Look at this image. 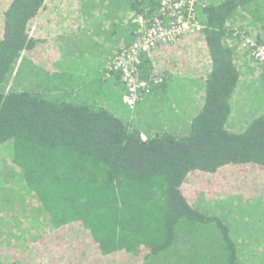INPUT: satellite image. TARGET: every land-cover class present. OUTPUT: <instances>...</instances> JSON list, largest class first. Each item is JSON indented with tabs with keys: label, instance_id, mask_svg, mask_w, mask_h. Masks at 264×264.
Returning <instances> with one entry per match:
<instances>
[{
	"label": "trees",
	"instance_id": "obj_1",
	"mask_svg": "<svg viewBox=\"0 0 264 264\" xmlns=\"http://www.w3.org/2000/svg\"><path fill=\"white\" fill-rule=\"evenodd\" d=\"M82 1L87 19L95 12L115 15L107 37L125 39L102 48L108 58L89 77L76 71L75 62L57 66L27 56L40 41L30 35L29 23L45 0H8L0 35V149L8 148L4 164L11 176L1 171L0 182L36 205L38 216L24 214L34 230L45 228L22 236L0 219V264H247L239 259L229 223L209 201L264 196V105L249 112L255 114L241 128L231 124L247 91L237 60L247 58L246 82L264 84V63L254 58L252 46L241 49L233 25L248 20L246 36L264 44V0L201 6L208 66L199 78L186 80L185 66L180 75L174 72L186 61L187 50L175 46L180 40L141 53L139 77L149 86L139 89V118L121 109L127 83L107 69L140 26L119 28L114 20L133 10L132 18L151 21L160 15V0ZM90 27L103 29L92 22L80 29L88 42L75 43L93 55L103 44L91 38ZM250 57L256 65L247 67ZM89 59L82 58L85 65ZM186 81L195 86H183ZM178 82L196 107L177 106V91L170 98ZM10 213L9 222L17 216ZM13 239L25 246L7 251Z\"/></svg>",
	"mask_w": 264,
	"mask_h": 264
},
{
	"label": "rangeland",
	"instance_id": "obj_2",
	"mask_svg": "<svg viewBox=\"0 0 264 264\" xmlns=\"http://www.w3.org/2000/svg\"><path fill=\"white\" fill-rule=\"evenodd\" d=\"M8 0H0V2L7 3ZM46 1V0H45ZM48 4V5H47ZM87 7L88 3L82 0H52L48 3H44V6L39 10L38 17L31 20L29 23V33L34 38L40 40L39 44L34 48V50H31L29 52H26L27 56H30L31 58H35L37 62L41 63V60L43 62L54 60V63L60 65V63H66L69 62H75L76 63V71L83 75L85 74L88 76V70L91 68L95 69L98 62H105L106 56L108 54L103 55L101 53V50L98 46L97 51L93 53L90 51H85L82 46L75 43L74 40H68V47L74 48L72 50L73 54L67 53L68 51L65 50L59 51L57 46H54L55 44V38L57 36L56 29L58 25L60 24L63 27L72 28L74 30H77V38L75 41H80L83 44L87 43L88 41L83 37V35L80 32V29L85 28L83 25L76 26L72 24V22H69L68 19L71 17H75L80 15V21L81 16L87 18L86 15L81 13L82 6ZM200 9V6H199ZM2 10H0L1 15ZM87 19L88 22H91L94 20V22L97 21L99 17V13H94V18L91 15H88ZM124 19L126 16L123 17ZM83 19V20H84ZM82 22V21H81ZM99 24V22H97ZM95 23V24H97ZM249 24L247 25L245 23V20L240 19L237 24H235L234 30L236 33V36H246V30L248 28ZM95 29V28H93ZM97 32L100 33V35H97ZM89 33V31H88ZM95 33V34H93ZM96 36L98 39L108 38V31L106 29L96 28L95 30L90 32V35ZM241 42V40H240ZM106 43V40L105 42ZM111 43L113 41L111 40ZM230 44L232 45L233 42L231 41ZM85 47V46H84ZM243 47L241 46V49ZM237 50H240L238 48ZM151 51V50H150ZM61 52L63 54H61ZM207 49L205 47L204 43H201L199 47L192 53L189 57V61L185 64H179L180 66L183 65L186 67L187 72L190 74H184L186 77V80L192 73H195V75L198 77L202 74L203 69L208 66L205 64V60L207 59ZM250 55V54H249ZM156 56V55H154ZM64 57V58H63ZM91 57L88 61L89 65H85L82 58ZM66 59V61H65ZM247 60L246 57H241L240 61L237 60L241 67V71L245 67L244 62ZM156 61V60H155ZM108 62V60H107ZM106 62V63H107ZM157 63V61H156ZM256 65V61L253 57L248 58V62L246 64L247 67H250V65ZM61 66V65H60ZM174 66V65H171ZM166 67V64H165ZM180 71V70H179ZM175 73H178L177 71ZM92 75V74H91ZM180 75V74H179ZM182 75V76H184ZM178 76V75H174ZM254 76L256 77V74L254 72ZM89 77V76H88ZM246 77V76H245ZM253 78V80L255 79ZM199 78V77H198ZM181 82H178V84L175 85V90H172V93H169L170 98H173L174 92L177 91V95L179 96V99L176 100V105L184 108L187 107H196L195 100H190L187 95V93H184L185 87H180ZM189 86L191 85L194 87V83L186 81L183 86ZM95 86L97 87L98 84L96 83ZM180 87V88H179ZM118 93L120 94L123 91V88H117L115 87ZM198 88V87H197ZM246 92L243 94V99H240L237 103V108H239L237 113H242L237 117V120L233 123V127L240 128L242 127L246 120L248 119V116H253L254 112H251L253 109H259L263 108L264 105V84H262L260 81L259 83H249V85L246 87ZM125 94V93H124ZM123 102H121V109H124L127 116L139 118V114L137 113V106L131 107L128 103H126L125 99L123 98ZM123 110V111H124ZM243 111H246L248 114L243 113ZM150 112L146 111V114ZM158 118H162L160 114H156ZM146 136V135H145ZM9 156L8 154V148L7 147H1L0 149V172L3 171L7 175H4V178L10 177V172H6L8 169L6 168V165L4 164L5 159H7ZM6 184L0 182V219H4V222H8L11 224V226L8 228L10 230L12 227L15 228V232L17 234H22V236H30L31 233L35 234V231L38 232L41 229L43 230V225H39L37 229L34 230L33 226L29 223V220L26 218L27 213L24 214L25 210H30L31 214L33 216H38V208L35 204H30L29 201H24L22 198L21 192L14 191L9 192V189L5 186ZM9 186V184H7ZM208 203V201H207ZM209 203L213 206V208L221 213L220 215L222 218L225 219L227 223H229L232 236L234 239H236L237 244H239V259L242 263L247 264H264V196H255L251 198L245 199L243 193L227 196L222 199H218L217 201H209ZM208 203V204H209ZM31 206H34L36 209L32 208ZM16 213L17 216L14 218H10L11 221L9 222L7 218L11 213ZM41 218V215H40ZM7 230V231H8ZM8 238H12L11 234H9ZM15 246L24 247V242L17 241V239H13L11 241V245L7 248V251L11 250ZM6 248V247H5ZM42 264H47V261H43Z\"/></svg>",
	"mask_w": 264,
	"mask_h": 264
},
{
	"label": "built area",
	"instance_id": "obj_3",
	"mask_svg": "<svg viewBox=\"0 0 264 264\" xmlns=\"http://www.w3.org/2000/svg\"><path fill=\"white\" fill-rule=\"evenodd\" d=\"M202 4L201 0H160V15L150 19L151 21L141 15L132 18L133 23L140 26L136 30L135 40L127 49L115 56L107 69L108 75L118 72L127 83L128 91L124 99L131 107H136L141 99L139 89L149 86L147 80L139 77L141 53L154 49L159 43L182 41L184 34L191 36L202 32L204 26L200 16ZM241 38L242 47L252 46L254 58L264 63V44H256L248 36ZM1 264L19 263L7 259Z\"/></svg>",
	"mask_w": 264,
	"mask_h": 264
},
{
	"label": "crops",
	"instance_id": "obj_4",
	"mask_svg": "<svg viewBox=\"0 0 264 264\" xmlns=\"http://www.w3.org/2000/svg\"><path fill=\"white\" fill-rule=\"evenodd\" d=\"M50 1H52V0H46L45 1V4L46 3H48V2H50ZM212 1H216V0H201V2L203 3L202 5H205V4H209L210 2H212ZM48 5V4H47ZM7 6H8V1H7V3H4L3 2V4H2V2H0V10H2V12H1V15H0V35L3 33V30H4V14H5V11H6V9H7ZM132 12H133V10H131V12H128V11H121V12H119L118 13V15L116 16V18H115V20H114V22L115 23H118L117 24V26L120 28V25H125V26H129V24H131V22L133 23V21H132ZM81 13L82 14H84V15H86V13H85V7H83L82 6V9H81ZM99 13V17L100 18H98L97 19V21L95 22V23H97V22H99V25L104 29H106V30H109V29H107V23L108 22H111L112 20H113V17L115 16V15H113L111 18H106L105 17V15L104 16H102V14L100 13V12H98ZM39 14V13H38ZM104 14V13H103ZM124 16H126V18L124 19L123 17ZM38 17V15L35 17V18H37ZM93 18H94V15H93ZM84 19V17L83 16H81V21H80V15H78V16H75V17H71L70 19H68V21L69 22H72V24H74V25H76V26H78L79 25V29H80V25H83L84 27H88L89 26V24H91L92 22H94V20H92L91 22H87V18L85 17V19ZM201 20H202V18H201ZM240 20V19H239ZM234 21V20H233ZM232 21V22H233ZM235 24H237L238 23V21H235L234 22ZM245 23L246 24H248V20H246L245 19ZM234 24V25H235ZM233 25V26H234ZM57 31H56V33L55 34H57V36L56 37H54L55 38V44H54V46H57L58 47V50L59 51H63V52H65V50H67L68 52L67 53H71V54H73V52H72V50L75 48H70V47H68V40H74V42H75V40H76V38H77V32L76 31H78V29L77 30H74V29H72V28H67V27H63V26H61L60 24L58 25V27H57V29H56ZM93 30H95V29H93V27H90L89 29H88V31H89V35H90V32L91 31H93ZM93 34H95V33H93ZM90 35L91 36V38H94V40L98 43V45H101V44H103V46L101 45L100 47H101V49L102 48H110V46L112 45V44H116L117 42H121V41H123V40H125V39H122L121 41H115V43L113 42V43H111V40L110 39H108L109 41H107V39L106 38H103V39H98L96 36H94V35ZM113 38H116V37H113ZM105 40H106V43H104L105 42ZM95 41H93L92 40V42L93 43H95ZM205 41V39H204V35L202 34V32H200V33H197L196 35H193V36H189V37H185L181 42H179V43H176V45L175 46H177L179 49H183L184 51H186V53H185V55H186V61L184 62V63H179L178 62V64H177V66H174V68H175V71L174 72H178V70H179V68H183V65L182 66H180L179 64H185V63H187V61H189V63L191 62V60H189V57H190V55L192 54V53H194V51L199 47V45H201V43H203ZM101 43V44H100ZM96 44V43H95ZM121 44H122V42H121ZM165 50L163 49V48H161V49H158L157 50V52H156V55H160L161 53H163ZM113 52H114V50H113ZM112 52V53H113ZM111 53V54H112ZM93 56V55H92ZM107 58H108V55L106 56ZM91 58V57H90ZM171 64V62L169 63V67L168 68H172V66L170 65ZM89 65V64H88ZM90 69H91V67H90ZM90 69L88 70V71H90ZM179 74V73H178ZM247 74H248V72H247V69L244 67L243 68V70H242V77H241V82H240V85H242V87L243 88H246L248 85H249V82H246L245 80H244V78H246L245 76H247ZM202 75V74H201ZM83 76H85V74H83ZM190 77H197L196 75H195V73H192L191 75H190ZM199 77V76H198ZM197 77V78H198ZM244 77V78H243ZM243 78V79H242ZM260 110H262V109H260ZM259 110V111H260ZM243 113H246V114H248L246 111H243ZM240 114H242V113H239V114H236L235 115V111H234V114H233V119H232V122H231V124L233 125V123L237 120V117L240 115ZM255 114V113H254ZM252 117V116H251ZM250 116H248V119L246 120V122H245V124L248 122V120H250V118H251ZM244 124V125H245ZM243 125V126H244ZM241 128V127H240Z\"/></svg>",
	"mask_w": 264,
	"mask_h": 264
}]
</instances>
